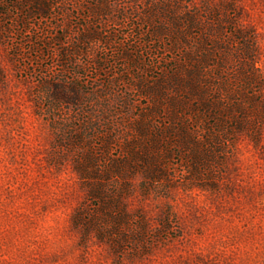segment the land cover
<instances>
[{
	"label": "rangeland",
	"instance_id": "rangeland-1",
	"mask_svg": "<svg viewBox=\"0 0 264 264\" xmlns=\"http://www.w3.org/2000/svg\"><path fill=\"white\" fill-rule=\"evenodd\" d=\"M0 264H264V0H0Z\"/></svg>",
	"mask_w": 264,
	"mask_h": 264
},
{
	"label": "trees",
	"instance_id": "trees-1",
	"mask_svg": "<svg viewBox=\"0 0 264 264\" xmlns=\"http://www.w3.org/2000/svg\"><path fill=\"white\" fill-rule=\"evenodd\" d=\"M39 10L37 11V13L38 14H40V15H45L46 13H47V11H46V9H44V7H39L38 8ZM31 16H33L32 15V13L31 14H29V15H25V16H23V20L24 21H26V19H28V17H31ZM148 32H150V35H153L154 34V30H152V31H150V30H147ZM153 38H151L150 40H152Z\"/></svg>",
	"mask_w": 264,
	"mask_h": 264
}]
</instances>
